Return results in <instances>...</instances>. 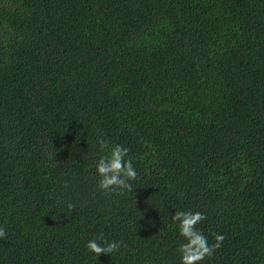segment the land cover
I'll return each mask as SVG.
<instances>
[{
	"label": "trees",
	"instance_id": "trees-1",
	"mask_svg": "<svg viewBox=\"0 0 264 264\" xmlns=\"http://www.w3.org/2000/svg\"><path fill=\"white\" fill-rule=\"evenodd\" d=\"M189 210L199 264H264V0H0V264H181Z\"/></svg>",
	"mask_w": 264,
	"mask_h": 264
},
{
	"label": "clouds",
	"instance_id": "clouds-1",
	"mask_svg": "<svg viewBox=\"0 0 264 264\" xmlns=\"http://www.w3.org/2000/svg\"><path fill=\"white\" fill-rule=\"evenodd\" d=\"M101 150L108 148V143L104 139L97 141ZM96 171L100 177L97 187L105 193L120 191L123 195L124 191L131 192L134 181L138 177V171L133 165V159L129 156V148L120 144H116L110 148L107 156H102L97 164ZM69 210L74 208V204L68 203ZM55 219H58L56 217ZM173 221L178 222L180 235L184 238V242L179 245L181 264H199L206 257L213 256L217 249L222 247L225 239L224 235L212 233L214 242L209 243L206 237L196 226L206 216L199 211H175L171 215ZM7 232L3 226H0V239H6ZM126 247L123 241H109L103 233L100 236L89 240L86 244L87 249L94 254L95 258L100 254H111L121 248Z\"/></svg>",
	"mask_w": 264,
	"mask_h": 264
}]
</instances>
